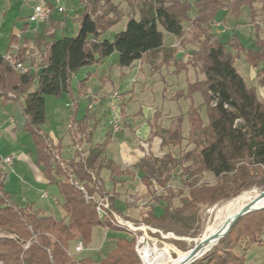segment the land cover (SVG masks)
Wrapping results in <instances>:
<instances>
[{"label":"trees","instance_id":"obj_1","mask_svg":"<svg viewBox=\"0 0 264 264\" xmlns=\"http://www.w3.org/2000/svg\"><path fill=\"white\" fill-rule=\"evenodd\" d=\"M79 1L83 12L77 20L75 36L57 39L48 32L46 38L35 41L40 50L37 72H16L0 56V96L12 95L15 100H21L23 130L41 139L45 97L63 93L72 96V76L81 68L101 63L113 53L118 55L120 68H129L135 61L148 64L153 72L162 66H172L176 75L192 68L204 78L187 84L185 90L177 91L173 96L176 100H190L186 114L189 125L187 145L192 148L179 157L170 153L160 157L144 155L134 164V168L142 172L141 182L150 189L153 200L164 203L159 216L150 209L142 223L164 232L194 237L191 232L197 223L195 216L200 207L231 200L251 187L264 190V38L257 35L256 49H245L235 35L222 43L212 34L210 27L219 12L237 17L242 7L249 9L253 22L256 12L253 4L261 0H197L193 5V18L188 16L191 10L188 0H119L132 13L125 29L112 41L101 39V35L122 18L114 0ZM46 3L53 9L50 3ZM135 15L138 19L134 18ZM159 27L178 39L181 47H195L188 53L187 61L177 57V48L163 45ZM254 27L259 33L258 26L254 24ZM23 53L24 50L19 51L21 60ZM241 55L248 66L258 69L256 78L258 87L263 89L261 95L254 87L247 86L237 73L234 64ZM34 80L36 88L29 92ZM84 83H79L81 90ZM194 93L202 96L206 122L200 109L194 107ZM74 107L75 113L76 104ZM92 120L93 115L88 110L79 121L73 117L70 125L72 144L80 145L84 140L89 147L84 153L76 149L74 157L65 163L64 168L52 160L45 148L38 150L36 155L35 165L48 184L55 185L61 197L60 207L67 217L66 222L15 208L0 188V230L17 237L15 241L0 239V261L4 264H91L88 258L76 261L69 256V244L81 241L88 247L95 228L126 232L109 219L100 220L94 203L86 200L84 194L69 182L72 176L91 195L94 188L90 174L97 179L103 169L109 171L110 178L127 174L111 161H104L111 132L108 130L102 140L93 142L94 126L89 129ZM181 124L182 120L178 119L167 130L156 127L155 134L162 147L181 144ZM177 169L183 177L182 188L187 189V196L179 198L180 206L173 207L172 199L182 194V189L176 194L169 188L172 172ZM204 174L212 175V184H200ZM3 178L4 173L0 170V187ZM153 185L163 190L164 195L155 196L151 191ZM101 189H104L103 185ZM111 202H114V195ZM116 212L120 214V211ZM263 232L264 209L250 212L239 218L216 246L192 264H248L245 255H239L235 250L241 240H247L249 246L246 248L262 245ZM135 241V237L116 239L113 249L98 264H140ZM27 242L29 245L24 249Z\"/></svg>","mask_w":264,"mask_h":264},{"label":"rangeland","instance_id":"obj_2","mask_svg":"<svg viewBox=\"0 0 264 264\" xmlns=\"http://www.w3.org/2000/svg\"><path fill=\"white\" fill-rule=\"evenodd\" d=\"M47 1H49V3L53 6L59 3L62 5V8H64L62 12H55L54 14V16L63 26V28L51 31L54 28L53 26L55 25L51 23V21H48L44 24H40V32H41L40 37L46 38L44 32L45 26L47 32L51 31L54 38L58 39L63 36H70V37L75 36L78 28L77 20L80 18L83 12L82 3L79 0H58V2H56V0H47ZM196 1L197 0H188L189 4L191 5V10L189 12L190 14L194 13L195 11L193 5ZM41 2H43V0H32L31 3L39 4ZM114 4L118 5L123 15L121 16L122 18L115 25H113L112 27H110L109 29H107L102 33L101 39H106L108 41H112L117 33L125 29V25L128 21V17L132 13L124 2H120L119 0H114ZM8 6H9V0H0V54H3L5 52L8 45L7 43H9V38L11 36L10 32L13 29L12 28L13 21L4 16L6 10L8 9ZM253 6L256 11L255 18L253 19L254 23L251 22L249 16V9L247 7H242L240 14L237 17H233L229 14H224L222 12H220L215 17L214 22L221 24L219 30L226 28L227 29L226 32L229 31L227 34L218 36V38L222 43H226L233 35H235L240 40V42L242 43L245 49H250V50L256 49V38H257L256 36L258 35L260 38L261 37L260 33H264V31L259 30L260 33H258L256 28L254 27V24H256L259 29L262 28L264 29V11H263L264 0H261L260 2H256L255 4H253ZM134 18L138 19V16L135 15ZM224 22L225 25H223ZM159 30L163 32L161 28H159ZM211 31L212 33L214 32V29L212 27H211ZM164 37L166 41L167 38L170 36L164 33ZM34 46L37 49V51H40L39 48L36 47V45ZM178 46L181 47V44ZM189 49L190 47L187 46L184 50L185 53H187L186 50ZM117 60H118L117 54L113 53L109 57L105 58V64H104L105 66L100 67L101 71L105 69L106 71L112 74L111 78L113 81V88H112L113 90L109 91V94L113 92L126 93L127 86L125 84L127 83V80L131 78V76H133L134 74V72L127 74L124 78L123 77L120 78V76H117L118 75L117 73H119L120 71L119 70L120 67L117 65ZM95 67L96 66H87L79 69L75 73L74 77H72L71 79V84H70L72 90V96H70L68 93H63L60 96L45 97V121L40 126V130L42 133L48 136V140L51 141L54 145H57L58 142L63 145L64 151H62L61 157H63L64 162L67 161L68 160L67 157L70 155L72 156L74 151L76 150L75 145L72 144V141H70L69 139L67 119L75 111L74 104L75 102H77L78 99V81L82 80L87 70L90 69L94 71L95 69H97ZM234 67L237 70V73L241 77H243L245 83L250 87L251 86L254 87L257 90L258 95H260L259 94L260 90L257 85V80L253 75L254 70L253 69L251 70V68L245 63L242 55L239 57L238 60L235 61ZM123 71L125 72V70ZM143 71L144 73H140L137 76V83L135 84L134 100L137 101L138 100L140 101L142 99L141 95L138 92V89L140 88L141 83H143V77H145V79L151 78V84H152L154 80L158 81L160 80L161 76H163L164 80L168 82L170 86L176 88L175 90L183 89V88L186 89L187 84L193 83L198 80H202L204 78L203 75L199 74L196 69H193V72L188 74L187 76L183 72L176 75L173 73L172 66L169 67L162 66L159 71L153 72L150 66L146 63H142V72ZM114 72L116 73V75L114 74ZM157 84H161V83L157 82ZM90 87L91 89L93 88L95 90V84L93 82H91ZM35 88H36V81L34 80L29 88V92L34 91ZM155 91L156 90L154 89L153 92ZM145 95L146 93L143 96ZM178 100H179V108H180L179 111L183 112L185 108V115H186L188 108L187 101L184 99H178ZM193 100L196 104L203 103L202 96L200 93H194ZM108 102H109L108 100L104 102L107 106L104 105L98 114L99 115V117L97 118L98 122L97 125L94 127V133H93V141L95 143L99 142L100 139L104 136L107 127L109 126V122L111 121V116L108 111L109 109ZM134 103H135L134 106L131 107L132 110L137 108V103L136 102ZM86 106L87 104L85 103V101L83 100L80 101V109L77 112V118H76L77 121L82 119L83 116L85 115L87 110ZM116 110L118 111L120 110L119 105H117ZM11 111H13V108H11ZM201 116L204 122H206L204 115ZM176 122L177 121L172 122V127L175 125ZM120 127H121L120 132H122L124 129V124L121 123ZM92 128L93 126L90 124L89 129L91 130ZM186 133H187V127L185 128L184 131L185 137L183 138V141L178 147H167L166 150L156 149L155 153L157 157L161 156L163 153H170L174 157H179L181 154L191 149L192 146L187 145ZM0 135L3 137L2 139H0V144L2 145L3 148L2 154L5 152L4 153L5 155L12 154L14 151L17 150V147H19L20 144L21 145L23 144L29 148L30 144L34 143L33 142L34 140L36 141L38 140L37 138L31 137L30 134L22 131L21 133H17L14 135L18 139H14L8 136V134L3 132L0 133ZM38 141L41 144V139H39ZM87 145L88 144L83 140L78 147L81 148L80 151L84 153L87 149ZM124 148L126 147H122L121 149L124 150ZM51 149L52 148L49 146L47 150L49 151ZM134 153L139 155V152L137 151H134ZM13 154L18 156L17 153L16 154L13 153ZM32 158H33V154H32ZM25 161H26L25 158L24 159L21 158V161L19 159H16L13 166V168H15V165H19V167L21 168V180L17 177V175H15L14 173L12 174L7 169V167H4V172L7 175V177L5 178V183L9 182L10 186L12 185L11 187H14L15 189L14 193L16 192V194H21V201L24 198L27 202H36V204L43 205L49 201L56 203L55 200L56 198L59 202V205H55L56 208L51 213V216L58 220H64L66 222L67 217L60 208L61 197L56 187L54 185H48L46 179L40 173V170L34 167V165L33 167L32 166L30 167ZM127 168L129 172H126L127 174L121 175L120 179H117L118 182H116L114 186L111 183L112 181L108 178L109 171L104 170V172L102 173V177L100 179H101V183H103L106 189L108 190L106 191L110 193L111 191L113 192L112 194L114 195V200L115 203L117 204L116 207L122 208L120 209L121 211L120 216L123 219L129 220L130 222L134 223L135 227H142L141 225L149 227L150 230H144V231L141 230L135 232L137 236L135 244L138 240L140 241L142 238L143 239L142 244L140 245L141 249L143 248L144 245L147 244L149 246H156L158 249L169 248L170 254L173 259L176 258L178 252L188 254L189 250L194 245H196L195 240L200 239L205 229L216 222L217 209L224 202L212 206H202L199 208L195 216L197 219V223L194 225V229L191 232L195 234L194 237L192 235L179 236L175 232H170V231L164 232L162 229L155 228L142 223L141 220L150 209H152L154 215L159 216L162 213V208L164 203L162 201L155 202L153 200V195L149 193L150 189L149 190L147 189L146 191V189L142 187V184L140 182V177L142 173L135 170L134 168H130V167ZM172 176L173 177L169 183V188L175 193L179 189H182V194L172 199V206L178 207L180 206L179 198H183L187 196V189L182 188L183 177L180 174V169L174 170L172 172ZM213 181L214 179L212 175L204 174L200 184L201 183L212 184ZM252 188L259 189L257 187H251L249 189L252 190ZM249 189L246 190L249 191ZM151 191L155 192V196H159L162 194L164 195L165 193L157 185H153V187H151ZM43 192H46L47 196L43 199H39L38 198L39 195L42 194ZM127 203H132V204H127ZM118 205H120V207ZM120 237L130 240L134 236L133 234H130L128 232L119 233V232L111 231L106 228H95L92 232V241L89 244V246L86 247V250L79 255L76 256L72 255V256L76 261L88 258L92 262L91 264H98V262L101 259H103L106 256V254L113 249L116 239ZM0 239H11L15 241L17 240V237L13 234L0 230ZM261 239H262V245L260 246L252 245L248 248H246V246H249L247 244V240H241L235 252L239 255L244 254L246 262L248 264H264V232L261 236ZM73 247H74V243L69 244L68 251L70 253H72ZM142 263L143 262L141 258L140 264Z\"/></svg>","mask_w":264,"mask_h":264},{"label":"crops","instance_id":"obj_3","mask_svg":"<svg viewBox=\"0 0 264 264\" xmlns=\"http://www.w3.org/2000/svg\"><path fill=\"white\" fill-rule=\"evenodd\" d=\"M31 2H32V0H9V6H8V9L6 10L4 16L13 21V27H12L13 29L10 32L11 36L9 38V43H7L8 45H7L5 52L3 54H0V56L5 55L8 52V48H9V45L11 43L18 44L20 51L24 50L23 60H21V59H19V60L27 68H29L33 65H36V67H37L38 57H39L40 52L37 51V49L34 46L35 45L34 43L36 40L44 39V38L40 37V34H41L40 24L35 25L32 23H29V21H28V17L31 14L32 7L34 5H36V3H31ZM43 2L49 3V1H47V0H43ZM56 2H58V0H56ZM58 7H62V5L57 3L55 6H53L54 12L51 15V23H53L55 25L54 26L52 25L54 28L51 31L63 28L61 23L54 16L55 12H58L57 11ZM222 13H224V12H222ZM188 16L190 18H193L195 16V11L192 14L189 13ZM223 25H225V22L223 23ZM259 30L264 31L263 28L259 29ZM51 31L49 32L50 34H51ZM162 31L170 36L165 41L164 33L162 32L163 45L168 46V47L177 48V50H178L177 57L179 59L183 60L184 55H189L188 53H190L192 50L195 49L194 46L187 45L190 47V49L186 50L187 53H185L184 50L187 46H184V47L182 46V48H183L182 49L180 46H178V45H180L178 39H176L173 35L165 32L164 30H162ZM44 32H45V35L47 37L48 32H47L46 26H45ZM228 32L220 33L218 31H216V29H214V32L212 34L218 38V36L227 34ZM260 35H261L260 39H263L264 33H260ZM12 37H14L15 40L14 41L12 40V42H11ZM117 57H118V55H117ZM32 59H34V61ZM104 64H105V60L102 61L101 63L97 64V65H93V66H96L95 68H97V69H95L94 71H92L90 69L87 70V72H86L85 76H83L82 80L78 81V99H77V102H75V104L77 106L76 112L73 113L67 119L68 120V133H69L70 141H72L71 132H70V125H71L73 117L77 121L76 118H77V112L80 109V101L83 100L87 104L90 95L101 96L102 100L98 105L93 107L92 110L87 109L90 112V114L93 115V120L89 122V125L91 124L94 127L97 125V122H98L97 118L99 117V115H98L99 111H101V109L104 105L107 106L104 102L107 100L106 97H107V95H109V91L113 90L112 89L113 88V81L111 78L112 74L110 72L106 71L105 69L101 71L100 67H102V66L104 67L105 66ZM252 69L253 68H251V70ZM119 70L120 71H119V73H117L118 74L117 76H120V78L121 77L124 78L127 74H130L132 72H134V74H133V76H131V78H129L127 80V83L125 84L128 87V88L126 87V93H119L118 92V94L120 96V100L117 103L119 105V109H120L119 110V116H120V122L119 123H120V125H121V123L124 124V129L122 132L118 133L114 137H111V140H110V142L106 148L105 154L103 156V159H104V161H111L114 165L119 167V169L121 171L129 172L127 167L134 168V164H136L144 155H151L153 157H157V155L155 153L156 149H162V150L167 149V147H162L160 145V138L157 134H155L158 129L167 130L169 128H172V122L177 121L178 119H181L182 120V124H181L182 138L185 137L184 131H185V128L187 127V133H186V140H187L189 125H188V121H187V118L185 115V108H184L183 112H180L179 111V109H180L179 108V100H176L173 98L175 92L180 91V90H185V88L175 90L176 88L170 86V84H168V82H166L164 80L163 76H161V78L159 77L160 80H158V81L154 80V82L152 84H151V78L145 79V77H143V83H141V86L138 89V92L141 95L142 99L140 101L139 100L137 101V100H134L135 84L137 83V76L140 73H144V71L142 72V63H140L139 61H135L129 68H120ZM123 70H125V72ZM253 70H254L253 75L256 78V72L258 69H253ZM31 72H33V71H31ZM35 72H37V71H35ZM192 72H193L192 68H188L187 70L183 71V73L186 74V76ZM114 74L116 75L115 72H114ZM74 75L72 77H74ZM242 79H243V77H242ZM256 80H257V78H256ZM81 81H85L84 87H83L84 89H82V90L79 88V83ZM91 82H93L95 84V90L93 88L91 89V87H90ZM157 82H160L161 84H157ZM163 85H165V86H163ZM157 86H159V87H157ZM154 89L156 90L155 92H153ZM259 90H260L259 94L261 95L263 93V89H261L259 87ZM145 93L147 96L146 95L143 96ZM186 101H187V107H189L190 100H186ZM20 102H21L20 99L15 100L12 95L0 96V133H2V132L6 133V134H8V136H10L14 139H18L17 137L14 136L15 134L21 133V131L25 132L23 130L24 118L21 114ZM134 102L137 103V108L132 110L131 107L134 106V104H135ZM192 102L194 104V107H197L200 109L201 115H204V107H203L202 103L196 104L193 100V96H192ZM11 108H13V111H11ZM187 111H188V108H187ZM73 126H75L74 123H73ZM156 126H158V129L156 128ZM108 130H109V126L107 127L106 132ZM40 132H41V130H40ZM106 132H105V134H106ZM41 135H42L41 136L42 137L41 138V144L39 143V141H38L39 139L37 137L31 136V135H30L31 137L37 138L38 140L37 141L34 140L33 141L34 143H32V144L29 143L30 144L29 148L23 144L22 145L20 144V146L17 147V150L13 152L15 154L17 153L18 156L14 155L13 153L5 155L4 154L5 152L2 154L3 148H2V145L0 144V170L4 173V178L2 180V184H1L0 188L2 189V191L4 193H6V195L9 197V202L15 208L22 209V210H29L30 212H38L42 216L49 217V216H51V213L53 212V210L56 208L55 205H59V202L56 198H55L56 203L49 201L43 205L42 204L41 205L36 204V202H27L24 198L21 201V194H16V192L14 193V190H15L14 187H11L12 185L10 186L9 182L5 183V178L7 177V175L4 172V167H7V169L12 174L14 173L21 180V168L19 167V165H15V168H13L14 162L16 159H19L21 161V158L22 159L25 158V160H26L25 162H27V164L30 167L31 166L33 167V165H34V167H36L40 170V168L35 165L36 159H37L36 155H37L38 150H40V149H44V148L48 149L50 146L52 149L49 150V153L51 152L50 154L53 158L52 160L57 162L58 165L62 164L60 166H62L63 168L65 167V163L74 157V153H73V155L68 156L67 157L68 160L64 162L63 157H61V153H62V151H64L63 145L59 142L57 145H54L51 141L48 140V136L46 134L41 132ZM2 138L3 137L0 135V139H2ZM103 138H104V136L100 140H102ZM137 141H139V142H137ZM78 146L79 145H75V148L77 149ZM88 147H89V145H87V149H88ZM122 147H126V148H124V150H122L121 149ZM79 150H81V148H79ZM134 151L139 152V155L135 154ZM32 154H33V158H32ZM163 154H165V153H163ZM6 157H12V163L10 166H6L5 164H3V159ZM158 157H160V156H158ZM104 170H106V169L102 170L101 177H102V173L104 172ZM106 171H108V170H106ZM139 172L142 173L141 171H139ZM40 173H41V170H40ZM115 177L116 176H114L113 178L108 177L112 181L111 183L113 186L116 184V182H118L117 179H120L121 176L116 177V178ZM140 182H141V177H140ZM141 184H142V182H141ZM48 185H53V184H48ZM102 185H103L104 189L107 190L103 183H102ZM142 187L145 188L147 191V188L145 185L142 184ZM111 193H113V192L111 191ZM43 195H44V197H43ZM46 196H47L46 192H43L42 194L39 195L38 198L43 199ZM127 204H132V203H127ZM127 204H125V205H127ZM116 205L117 204L115 203V200H114V202H113L114 208L116 210L120 211V209H122V208L120 207V205H118L120 208H117ZM120 214H121V211H120ZM74 245H75V243H74ZM67 250H68V248H67Z\"/></svg>","mask_w":264,"mask_h":264},{"label":"built area","instance_id":"obj_4","mask_svg":"<svg viewBox=\"0 0 264 264\" xmlns=\"http://www.w3.org/2000/svg\"><path fill=\"white\" fill-rule=\"evenodd\" d=\"M54 9H52L49 4L45 2H41L39 4H36L32 7V11L30 16L28 17L29 23L38 25V24H44L49 21L51 18V15L53 13ZM58 12H62L63 8L58 7ZM221 24L212 22L211 27L213 29H216V31L220 33H224L227 31V29L219 30ZM19 45L16 43H11L8 48V52L1 56V58L8 63V65L16 72L19 73H26L27 71H37L36 65H33L29 68L25 67L23 63L19 60ZM189 59V55H184L183 61H187ZM107 100L109 101V113L111 116V121L109 122V130L111 132V137H114L121 131L120 127V116L119 111L116 110L117 103L120 100V96L118 93L113 92L107 95ZM102 98L99 95H90L88 99V103L86 108L88 110H92L93 107L98 105L101 102ZM77 149H79L77 147ZM12 163V157H6L3 159V164L6 166H10ZM62 165V164H60ZM62 167V166H61ZM63 168V167H62ZM262 169L264 170V167L262 166ZM91 176V186L94 188V193L91 195H88L83 188V185L79 182H77L72 176L69 177V182L76 187L78 190H80L84 194V198L86 200H90L95 205V211L97 214V217L100 220L109 219L110 222L113 225H116L118 227L124 228L126 232L133 234V236L136 238V231L141 230H150L149 227L141 225L142 227H135L134 223L130 222L129 220L123 219L119 213L116 212L113 203L111 202V199L113 198V194L110 192H107L105 189H101L102 183L100 179H97L93 174H90ZM44 197V195H43ZM142 238L141 240L137 241L135 244V252L137 256L140 258V245L142 244ZM29 243H25L23 246L24 249L28 247ZM86 250V247L83 245L81 241L75 242V245L73 247L72 253H70L67 250V254L71 257L81 254L83 251ZM73 255V256H72ZM74 258V257H73ZM0 264H4L2 261H0Z\"/></svg>","mask_w":264,"mask_h":264},{"label":"bare ground","instance_id":"obj_5","mask_svg":"<svg viewBox=\"0 0 264 264\" xmlns=\"http://www.w3.org/2000/svg\"><path fill=\"white\" fill-rule=\"evenodd\" d=\"M260 191L252 189L249 191H243L237 197L224 202L216 212V222L211 226H208L200 239L195 240L196 245L206 237H212L219 234L223 229L225 230L229 226L233 218L246 206H252V208L264 207V197L257 201ZM217 208V207H216ZM218 240L213 241L211 245L204 248L203 251L198 253L197 257L211 250ZM140 258H142V264H188V254L181 252L177 253L175 259L172 258L169 248L158 249L156 246L144 245L140 250Z\"/></svg>","mask_w":264,"mask_h":264},{"label":"water","instance_id":"obj_6","mask_svg":"<svg viewBox=\"0 0 264 264\" xmlns=\"http://www.w3.org/2000/svg\"><path fill=\"white\" fill-rule=\"evenodd\" d=\"M264 197V190H260V194L257 198V201H259L260 199H262ZM264 209V207H260V208H252V206H246L245 208H243L234 218L233 220L230 222L229 226H227V228L225 230H222L219 234L214 235L212 237H206V239H202L197 245H194L188 253V264H192L195 260H197L198 258L202 257L204 254L200 255V257H197L198 253H200L201 251H203L204 248L208 247L209 245H211V243L213 241L216 240H221L230 230V228L232 227V225L242 216L250 213V212H254L257 210H261ZM209 252V250L207 251ZM206 252V253H207Z\"/></svg>","mask_w":264,"mask_h":264}]
</instances>
